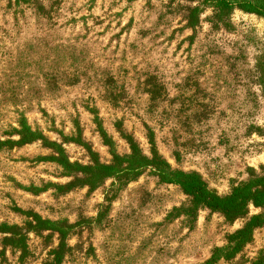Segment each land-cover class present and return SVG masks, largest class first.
<instances>
[{
    "label": "rangeland",
    "instance_id": "374dc122",
    "mask_svg": "<svg viewBox=\"0 0 264 264\" xmlns=\"http://www.w3.org/2000/svg\"><path fill=\"white\" fill-rule=\"evenodd\" d=\"M20 120L42 139L5 145ZM131 147L218 196L264 178V17L200 0H0V225L26 236L21 251L0 234V264H55L60 245L58 264H204L263 213L191 209L150 167L121 187L86 182L80 169ZM35 217L71 228L34 231ZM263 251L264 224L215 264Z\"/></svg>",
    "mask_w": 264,
    "mask_h": 264
},
{
    "label": "trees",
    "instance_id": "16d2710c",
    "mask_svg": "<svg viewBox=\"0 0 264 264\" xmlns=\"http://www.w3.org/2000/svg\"><path fill=\"white\" fill-rule=\"evenodd\" d=\"M214 9L218 16H226L233 9H238L247 14H254L264 17V0H200ZM197 10L194 9L195 12ZM151 95L155 91L150 92ZM19 140L17 142L6 141L5 145H25L36 140L42 139L41 134L33 132L24 120L19 121L17 132ZM152 168L157 178L167 184L177 185L182 192L191 200L192 208H206L212 212L220 213L228 219L244 217L247 214V206L252 204L254 207L263 210L260 215L253 216L236 233L229 237V243L223 247L214 250L212 256L204 264H215L219 259H229L233 257L240 249L249 242L254 228L264 224V178H255L240 186L232 189L226 196H218L210 191L203 180L195 173H185L173 171L168 164L161 158H144L135 147H131V154L125 159L114 157V163L110 165H94L93 167L82 168L80 171L85 175L86 182L92 185L100 179L113 178L120 185L134 180L140 176L145 168ZM33 225V226H32ZM34 231H54L61 238H65L68 230L60 223H50L34 218L33 223H29ZM0 234H9L5 239L10 245L21 251L26 250V236L22 234L17 226L0 225ZM61 245L58 250L54 249L49 253L55 264L60 263ZM253 264H264V251Z\"/></svg>",
    "mask_w": 264,
    "mask_h": 264
}]
</instances>
